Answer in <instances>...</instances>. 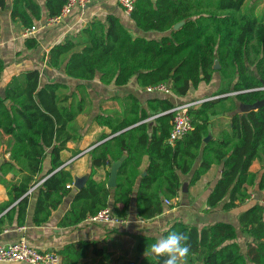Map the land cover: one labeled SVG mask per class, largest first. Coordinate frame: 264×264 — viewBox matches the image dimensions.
<instances>
[{"label":"trees","instance_id":"16d2710c","mask_svg":"<svg viewBox=\"0 0 264 264\" xmlns=\"http://www.w3.org/2000/svg\"><path fill=\"white\" fill-rule=\"evenodd\" d=\"M245 2L134 0L130 18L135 29L108 13L40 57L48 69L63 70L68 81H43L39 68L13 75L0 93V132L9 136V156L0 164V182L9 196L0 204V234L14 223L26 224L35 192L32 221L37 226L48 223L69 195L72 202L61 226L78 225L105 207L126 220L132 202L138 217L151 219L165 212V199L184 191L183 176L192 173L188 185H195L214 164L222 165V173L207 198L208 212L219 207L232 211L237 201L250 196L251 186L264 197V106L241 110V104L264 98V18L243 11ZM42 3L49 16H57L65 0H12L11 16L31 28L43 17ZM6 6L7 0H0V9ZM39 45L35 36L25 40L28 50ZM5 68L0 56V76ZM95 79L117 88L134 82L138 90L133 87L126 94L122 111L94 114L95 124L110 131H103L92 145L104 141L87 152L91 175L74 192L73 171L62 154L71 141L82 138L77 119L93 105L88 83ZM160 84L170 93L147 90ZM205 87L207 96L216 88L215 95L236 93L192 107L194 130L172 145L168 139L176 112L171 109L184 102L178 97ZM223 115H230V124L218 130L212 118ZM124 154L116 186H108L110 170L106 179L95 177L99 168L112 166ZM255 162L258 169H252ZM236 222L198 226L175 220L161 236L169 231L186 234L190 251L181 264H264V206L253 201ZM136 237V257L126 264H163L166 257L148 249L159 237ZM91 247L96 255L108 257L96 240L67 244L59 253L64 264H78Z\"/></svg>","mask_w":264,"mask_h":264},{"label":"crops","instance_id":"0c3cea01","mask_svg":"<svg viewBox=\"0 0 264 264\" xmlns=\"http://www.w3.org/2000/svg\"><path fill=\"white\" fill-rule=\"evenodd\" d=\"M11 5L12 0H7L6 8L4 10L0 9L2 24L0 35V56L6 63V68L0 76V93L4 92L5 85L13 75H19L22 71L31 68L40 69L36 64H40L42 67L45 66L47 68L46 63L41 61L40 57L48 53L55 43L63 42L67 36L79 32L96 18H104L108 13H115L128 27L135 29L134 22L130 18V13L125 11L119 0H101L88 5L84 9L75 8L69 16L64 18L63 21L53 25L45 24L49 14L45 4L42 3L43 17L40 21H35L34 25H37L38 30L33 34H27V28H25L20 22L13 20L11 16ZM29 36H35L38 38L40 42L38 49L28 50L25 48V40ZM40 70L42 73V69ZM48 70L51 71L50 69ZM63 80L68 81V77L65 75ZM134 90H138L136 85ZM205 92H207V87L198 90L194 89L187 95L178 97L177 101L192 100L193 98H199L200 96V98H202V96L210 97L205 95ZM92 117L94 120V114ZM218 119L220 118L218 117ZM94 126L97 128L92 130ZM94 126H87V128L80 127L82 138L80 141H71L68 145V149L62 154L63 159L66 163L68 162L67 164L69 168H71L69 163H74V166L71 169L73 174L78 176L89 173L91 170L90 155L87 152L93 146V142L97 139L92 143L87 142L84 146L85 138L88 136V133H97L98 131L100 132V135L103 131H110L108 127L96 124ZM0 135L2 136L1 132ZM4 138L8 142L9 136L4 135ZM7 149L8 148L3 152L2 156H9ZM76 152L78 153L75 154ZM64 154L67 156H64ZM256 164L258 166L259 163L255 162L252 169H258L254 168L256 167ZM110 167L111 166L99 168L98 174L95 177L100 180L106 179ZM141 167L145 172L147 169V157L144 158ZM221 173L222 165L214 164L211 169L192 186L188 185L192 173L183 176V180L186 183L184 191L181 192L178 198L170 199V204L165 202L168 206L165 212L151 219L138 217L136 214L135 203L132 202L128 210L127 219L117 228H108L106 224L90 222L87 220L75 226H61L59 223L71 205L73 198L72 195L67 196L63 204L53 212L48 223L37 226L32 221L37 199V194L35 192L30 200L26 224L23 226H17L14 223V225L6 227L0 234V243H13L20 240V238L25 237L32 246L37 247L40 250L55 251L59 253L67 244L79 240H96L98 241L99 247L103 248L104 251L109 254L108 257L96 255L93 252V247H91L87 256L82 258L78 264H126L128 261H132L136 257L135 245L137 243L136 235L138 233L161 237L162 231L175 220H184L187 223L198 226H204L216 222L219 218V216H217L218 214H211L222 212L223 210L219 207L214 211L208 212L207 198L215 183L221 177ZM11 176L12 174L8 175V177ZM32 190L33 189H31V191ZM249 192H255L259 199H250L243 202L237 201L239 206L228 212L229 216H232L236 221L237 215L244 211L253 201L261 199L257 194V186H251ZM8 198L7 189L0 182V204L8 200ZM0 264L24 263L0 262Z\"/></svg>","mask_w":264,"mask_h":264},{"label":"built area","instance_id":"2783aa9c","mask_svg":"<svg viewBox=\"0 0 264 264\" xmlns=\"http://www.w3.org/2000/svg\"><path fill=\"white\" fill-rule=\"evenodd\" d=\"M101 0H65V4L62 11L57 16H49L46 19V25L57 24L69 16L75 8L84 9L88 5ZM125 11L130 13L134 7V0H119ZM38 30L37 25L28 28L27 34H33ZM148 91L160 90L166 93H170V90L166 84H160L158 86L147 87ZM213 96L203 97L196 100H188L183 103H178L171 111L176 112L173 120V128L170 133L168 142L172 145L175 141L186 134L187 132L194 130L192 119L189 114V110L194 106H199L201 103L213 99ZM37 186V185H36ZM71 187V185H68ZM35 186L32 188L34 189ZM256 199L255 192H251L250 196L246 199ZM264 206V197L258 200ZM167 204L171 203L170 199H165ZM90 222H97L106 225H114L125 222V219L116 215L110 207H105L99 210L96 214H93L87 219ZM0 262H19L24 264H64L62 256L55 251L40 250L37 247L32 246L27 238L22 237L17 242L13 243H0Z\"/></svg>","mask_w":264,"mask_h":264},{"label":"rangeland","instance_id":"374dc122","mask_svg":"<svg viewBox=\"0 0 264 264\" xmlns=\"http://www.w3.org/2000/svg\"><path fill=\"white\" fill-rule=\"evenodd\" d=\"M243 11L248 10L249 14H255L259 18H264V0H246L244 6H243ZM42 69V80L43 81H49V80H62L65 77L64 71L63 70H51L49 71L48 68L45 66L42 67L40 64H36ZM54 72V73H52ZM72 85V84H71ZM131 85V86H130ZM215 84L210 85L209 88L213 89ZM88 87L90 90V94L92 96L93 100V105L87 109V111L84 114H81L78 116L77 119V125L81 128L87 126H94V120L92 115L96 114L99 111H104V112H112V111H122L124 109V103H123V98L126 96L130 90H133L132 88H135V83H130L127 87L124 88H117L116 86L110 85V86H103L101 85L97 79L91 81L88 83ZM215 90V91H214ZM213 91H210L211 96H213V99H217L218 96L220 95H215L213 94L216 92L218 89H214ZM232 95V94H231ZM231 103V100H227L224 104L229 105ZM216 117H213L212 119H215ZM220 119L216 118V125L218 130L221 128H228L230 124V115H223L219 117ZM90 124V125H89ZM84 128V129H85ZM97 127H93V129H96ZM100 132L97 131V133H88V136L85 138V143H92L97 139V136L99 135ZM9 143L6 141V139L0 135V158H3L2 154L8 148ZM74 155V152H73ZM64 156H67L64 154ZM70 167L73 168L74 163L70 162L69 163ZM255 166V165H254ZM260 164H256V167L254 168H259ZM111 171V167L109 168ZM257 198V196H256ZM259 199V198H257ZM213 214H218L219 218L216 221H230L233 223H237L236 220L233 219L232 216H229L228 212L222 211V212H215ZM122 223L114 224V225H106L108 228H114L118 227Z\"/></svg>","mask_w":264,"mask_h":264},{"label":"clouds","instance_id":"9594fccd","mask_svg":"<svg viewBox=\"0 0 264 264\" xmlns=\"http://www.w3.org/2000/svg\"><path fill=\"white\" fill-rule=\"evenodd\" d=\"M187 236L178 231H169L148 246L149 254L157 257L165 256L163 264H181L189 254L190 248L186 243Z\"/></svg>","mask_w":264,"mask_h":264},{"label":"water","instance_id":"95a60500","mask_svg":"<svg viewBox=\"0 0 264 264\" xmlns=\"http://www.w3.org/2000/svg\"><path fill=\"white\" fill-rule=\"evenodd\" d=\"M182 24H183V21L177 23L175 25V28H179ZM214 67L215 68L220 67V63H219L218 60H216ZM234 93H236V92H231V93L223 94L221 96H218V98L219 97H222V96H228V95H231V94H234ZM262 106H264V98L263 99H260V100H258L256 102H254V103H251V104H241V110L242 111L258 110ZM210 137H211V135H209L206 140H208ZM103 141L104 140H102V141L94 144L91 148L95 147L96 145H98L99 143H101ZM126 157H127V154H124L119 160L114 161L112 163L110 177H109V182H108V186L109 187L116 186V184H117V175H118L119 167L122 164V162L126 159ZM2 161L3 160L0 158V164L2 163ZM90 175H91V170H90L89 173H86V174H84L82 176H78L76 174H73V176H74V184H73L74 192H76L77 190H80L81 188H83L86 185V182H87L88 178L90 177Z\"/></svg>","mask_w":264,"mask_h":264},{"label":"flooded vegetation","instance_id":"af4514ba","mask_svg":"<svg viewBox=\"0 0 264 264\" xmlns=\"http://www.w3.org/2000/svg\"><path fill=\"white\" fill-rule=\"evenodd\" d=\"M261 90H264V87H260ZM263 99V98H262Z\"/></svg>","mask_w":264,"mask_h":264}]
</instances>
